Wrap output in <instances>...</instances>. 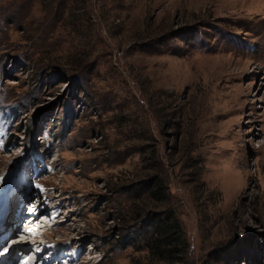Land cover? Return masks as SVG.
Wrapping results in <instances>:
<instances>
[{
    "label": "rangeland",
    "instance_id": "1",
    "mask_svg": "<svg viewBox=\"0 0 264 264\" xmlns=\"http://www.w3.org/2000/svg\"><path fill=\"white\" fill-rule=\"evenodd\" d=\"M10 180L1 221L19 197L55 216L39 264H164L147 247L164 211L176 264H264V0H0ZM2 226L0 247L23 238Z\"/></svg>",
    "mask_w": 264,
    "mask_h": 264
},
{
    "label": "trees",
    "instance_id": "2",
    "mask_svg": "<svg viewBox=\"0 0 264 264\" xmlns=\"http://www.w3.org/2000/svg\"><path fill=\"white\" fill-rule=\"evenodd\" d=\"M147 182L152 199L157 201L170 199L169 188L163 178L155 176ZM143 216V213H140L136 218L141 219ZM149 221L150 226L153 227L147 243L151 258L156 261L162 260L164 264H176V256L180 254L178 246L182 237L180 219L172 211H164L161 214H155ZM165 257L167 259H164Z\"/></svg>",
    "mask_w": 264,
    "mask_h": 264
},
{
    "label": "bare ground",
    "instance_id": "3",
    "mask_svg": "<svg viewBox=\"0 0 264 264\" xmlns=\"http://www.w3.org/2000/svg\"><path fill=\"white\" fill-rule=\"evenodd\" d=\"M22 206L24 207V202H22ZM37 214H41V213L39 212ZM2 217H3V215L1 214L0 215V221H1ZM36 217H37V215L35 216V220L38 221L39 217H37V218ZM20 218H22V219L20 220ZM24 220H26V217L19 215L17 220L12 221V218H10L9 223H8V221H6L4 223L7 226L5 228V231L7 233H6V235H4V237H5L4 241L5 242H7L6 241L7 237H9V235L13 234L11 230L10 231L8 230L9 227L13 226L12 230H14V234L15 233L18 234L17 231L15 230V228L18 226H22V225L24 226L26 224V222ZM20 222L22 223V225H18ZM45 226H46V224L44 222H42L39 231H41L43 228H45ZM20 232H22V231L20 230ZM22 233L25 234L24 232H22ZM19 237H20L19 234H18V236L15 237L16 241L15 240L13 241L12 239H10L11 242L13 241V245L10 248H7V252L4 251L5 247L7 245L0 247V253H3L2 255H0L1 256L0 257V264H39L41 256L43 255V252H41L42 250L41 251L39 250L38 252H36L35 258H32V257L27 258L24 254L19 255V253L22 252V249L28 255L30 252L34 251L33 247L35 246V243H33L32 240H29L28 238H26L24 235H23V238H20V240L17 239ZM40 237H42V234L36 235V239H37L36 244L39 243L40 244L39 246H42L44 244V241H43V239H42V241L39 240ZM2 241L3 240H1V238H0V243ZM10 241H9V243H11ZM8 247H9V244H8ZM19 249L21 250V252H18Z\"/></svg>",
    "mask_w": 264,
    "mask_h": 264
},
{
    "label": "snow or ice",
    "instance_id": "4",
    "mask_svg": "<svg viewBox=\"0 0 264 264\" xmlns=\"http://www.w3.org/2000/svg\"><path fill=\"white\" fill-rule=\"evenodd\" d=\"M5 252H7V248H5V250H4ZM3 253H0V255H2Z\"/></svg>",
    "mask_w": 264,
    "mask_h": 264
}]
</instances>
